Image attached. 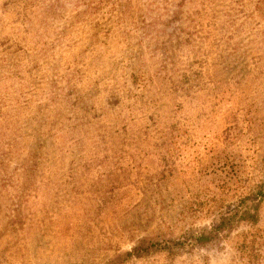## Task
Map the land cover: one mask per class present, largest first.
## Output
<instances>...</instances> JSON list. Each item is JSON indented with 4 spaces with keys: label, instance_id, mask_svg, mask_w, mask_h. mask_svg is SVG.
I'll use <instances>...</instances> for the list:
<instances>
[{
    "label": "rangeland",
    "instance_id": "374dc122",
    "mask_svg": "<svg viewBox=\"0 0 264 264\" xmlns=\"http://www.w3.org/2000/svg\"><path fill=\"white\" fill-rule=\"evenodd\" d=\"M263 181L264 0H0V264H264V196L123 255Z\"/></svg>",
    "mask_w": 264,
    "mask_h": 264
},
{
    "label": "trees",
    "instance_id": "16d2710c",
    "mask_svg": "<svg viewBox=\"0 0 264 264\" xmlns=\"http://www.w3.org/2000/svg\"><path fill=\"white\" fill-rule=\"evenodd\" d=\"M219 187L221 193L232 196L233 200L225 202V198L223 197H212L213 205L222 209L218 211L216 219L207 229L189 233L186 240L184 238H167L163 241H155L143 238L139 240L137 245L124 252L123 255L140 256L151 251L160 250L172 254L174 251L184 248L185 245H188V247L194 244L203 246L210 242L219 241L241 223L254 225L258 220L260 199L264 196V181L254 184L250 188L246 185L243 188H239L237 185L231 187L227 186L225 182L221 183ZM250 234L252 233L248 232V235L243 233V238ZM250 236V239H243L240 245L237 246L242 247L244 252L249 256L254 254L252 249L255 242L254 235Z\"/></svg>",
    "mask_w": 264,
    "mask_h": 264
}]
</instances>
